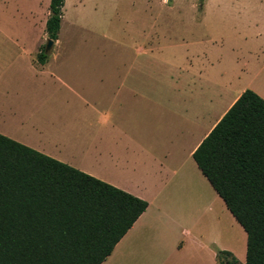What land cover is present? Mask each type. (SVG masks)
Listing matches in <instances>:
<instances>
[{
	"label": "crops",
	"instance_id": "0c3cea01",
	"mask_svg": "<svg viewBox=\"0 0 264 264\" xmlns=\"http://www.w3.org/2000/svg\"><path fill=\"white\" fill-rule=\"evenodd\" d=\"M192 36L131 32L113 63L63 65L54 48L40 63L38 40L19 46L0 29V134L148 203L101 264H198L203 251L217 264L193 233L219 196L193 152L252 87L248 62L260 52L227 55Z\"/></svg>",
	"mask_w": 264,
	"mask_h": 264
},
{
	"label": "trees",
	"instance_id": "16d2710c",
	"mask_svg": "<svg viewBox=\"0 0 264 264\" xmlns=\"http://www.w3.org/2000/svg\"><path fill=\"white\" fill-rule=\"evenodd\" d=\"M63 5L49 0L51 40ZM193 158L247 235L244 263L223 250L217 264H264V98L244 90ZM147 205L0 134V264H101Z\"/></svg>",
	"mask_w": 264,
	"mask_h": 264
},
{
	"label": "rangeland",
	"instance_id": "374dc122",
	"mask_svg": "<svg viewBox=\"0 0 264 264\" xmlns=\"http://www.w3.org/2000/svg\"><path fill=\"white\" fill-rule=\"evenodd\" d=\"M48 15L49 0H0V29L19 46L31 47L38 40L39 49L46 52ZM131 32L169 35L167 42L182 34L193 35L190 39L212 37L217 42L213 48L227 55L259 51L260 58L248 62L251 76L247 81L250 89L264 94V0H64L60 44L46 53L54 48L59 54L57 63L63 65L96 66L99 59L113 63V50L133 42ZM10 46L5 41V47ZM207 202L196 216L193 233L213 252L230 251L244 263L245 230L219 196L212 194ZM191 225L192 221L186 224ZM199 255L198 264H208L205 259L211 253Z\"/></svg>",
	"mask_w": 264,
	"mask_h": 264
},
{
	"label": "water",
	"instance_id": "95a60500",
	"mask_svg": "<svg viewBox=\"0 0 264 264\" xmlns=\"http://www.w3.org/2000/svg\"><path fill=\"white\" fill-rule=\"evenodd\" d=\"M52 45H53V40L48 39V43L45 47V51L48 52L51 49Z\"/></svg>",
	"mask_w": 264,
	"mask_h": 264
}]
</instances>
